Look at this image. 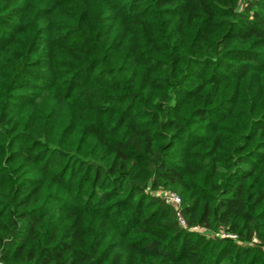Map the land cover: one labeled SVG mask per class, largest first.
<instances>
[{"label":"trees","instance_id":"16d2710c","mask_svg":"<svg viewBox=\"0 0 264 264\" xmlns=\"http://www.w3.org/2000/svg\"><path fill=\"white\" fill-rule=\"evenodd\" d=\"M0 262L264 264V0H0Z\"/></svg>","mask_w":264,"mask_h":264},{"label":"built area","instance_id":"2783aa9c","mask_svg":"<svg viewBox=\"0 0 264 264\" xmlns=\"http://www.w3.org/2000/svg\"><path fill=\"white\" fill-rule=\"evenodd\" d=\"M157 194L163 198L165 203L171 205L174 208L176 220L181 227L189 229V230H196V231L201 230V232L203 231V228H201L199 226H192V227L188 226L187 221L182 214L181 198L176 192H174L172 190H158ZM220 234H221V236H227V237L235 238L234 234H231V233L226 232L224 230H220ZM217 235H219V234H217ZM253 240L256 241V239H253ZM0 264H2V263L0 262Z\"/></svg>","mask_w":264,"mask_h":264},{"label":"rangeland","instance_id":"374dc122","mask_svg":"<svg viewBox=\"0 0 264 264\" xmlns=\"http://www.w3.org/2000/svg\"><path fill=\"white\" fill-rule=\"evenodd\" d=\"M199 232H201V230H199ZM217 234H219V235L221 236L220 231L215 232V233H211L210 236H211V237H214V236H217ZM231 238H232V237H231ZM252 241L256 242L255 240H252Z\"/></svg>","mask_w":264,"mask_h":264}]
</instances>
